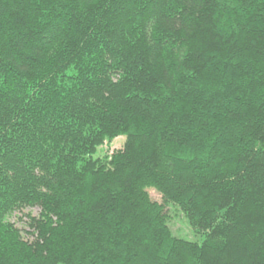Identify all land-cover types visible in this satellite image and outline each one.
I'll return each mask as SVG.
<instances>
[{
  "label": "trees",
  "instance_id": "16d2710c",
  "mask_svg": "<svg viewBox=\"0 0 264 264\" xmlns=\"http://www.w3.org/2000/svg\"><path fill=\"white\" fill-rule=\"evenodd\" d=\"M0 264H264V0H0Z\"/></svg>",
  "mask_w": 264,
  "mask_h": 264
},
{
  "label": "rangeland",
  "instance_id": "374dc122",
  "mask_svg": "<svg viewBox=\"0 0 264 264\" xmlns=\"http://www.w3.org/2000/svg\"><path fill=\"white\" fill-rule=\"evenodd\" d=\"M124 142H125V138L123 136H119L115 138L114 140H112L111 142L106 143L102 147L101 153L111 155L112 152L121 149ZM148 193L152 200L154 201L160 200V196L153 190H149ZM165 211L168 217L167 218L168 224L175 236L188 240V241H193V242H198V243L201 242L202 238L198 235H194L193 231L189 229V227L185 223L186 221L184 220L183 216L176 208L166 207ZM26 212L31 213V215H36L38 213V210L35 208L31 210H26L24 214H26ZM23 237L25 239H27V237L28 239H31L30 234H24Z\"/></svg>",
  "mask_w": 264,
  "mask_h": 264
}]
</instances>
